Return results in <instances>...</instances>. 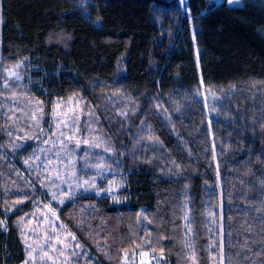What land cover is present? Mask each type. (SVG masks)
I'll return each mask as SVG.
<instances>
[{"label": "trees", "instance_id": "trees-1", "mask_svg": "<svg viewBox=\"0 0 264 264\" xmlns=\"http://www.w3.org/2000/svg\"><path fill=\"white\" fill-rule=\"evenodd\" d=\"M0 59L37 66L47 109L96 107L116 142L128 202L86 194L61 210L85 248L73 264L142 249L171 264H264V0H0ZM6 193L0 264H22L17 220L32 198L12 206Z\"/></svg>", "mask_w": 264, "mask_h": 264}, {"label": "rangeland", "instance_id": "rangeland-1", "mask_svg": "<svg viewBox=\"0 0 264 264\" xmlns=\"http://www.w3.org/2000/svg\"><path fill=\"white\" fill-rule=\"evenodd\" d=\"M36 67L0 59V189L12 206L32 198L17 220L26 254L22 264H73L85 248L61 222V210L82 195L118 193L108 185L120 180L113 175L116 142L97 119L96 107L71 97L47 109L33 95L37 80L29 72ZM200 91L211 114V91ZM133 260L125 264H171L147 249Z\"/></svg>", "mask_w": 264, "mask_h": 264}, {"label": "built area", "instance_id": "built-area-1", "mask_svg": "<svg viewBox=\"0 0 264 264\" xmlns=\"http://www.w3.org/2000/svg\"><path fill=\"white\" fill-rule=\"evenodd\" d=\"M110 187H115L112 190L117 191L114 195L109 194L106 198L110 200V204L115 207H121L122 205L127 204L128 197L126 194L128 186H126V182L123 180H112L108 184Z\"/></svg>", "mask_w": 264, "mask_h": 264}, {"label": "snow or ice", "instance_id": "snow-or-ice-1", "mask_svg": "<svg viewBox=\"0 0 264 264\" xmlns=\"http://www.w3.org/2000/svg\"><path fill=\"white\" fill-rule=\"evenodd\" d=\"M227 2L229 3V4H233V3H238L239 2V0H227ZM63 201H61V203H62Z\"/></svg>", "mask_w": 264, "mask_h": 264}, {"label": "bare ground", "instance_id": "bare-ground-1", "mask_svg": "<svg viewBox=\"0 0 264 264\" xmlns=\"http://www.w3.org/2000/svg\"><path fill=\"white\" fill-rule=\"evenodd\" d=\"M31 75V74H30ZM37 82H39V81H37ZM38 86V85H37ZM44 89H46V88H44Z\"/></svg>", "mask_w": 264, "mask_h": 264}]
</instances>
